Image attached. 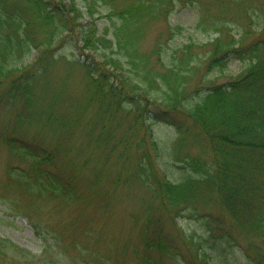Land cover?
Returning a JSON list of instances; mask_svg holds the SVG:
<instances>
[{"label":"trees","instance_id":"trees-1","mask_svg":"<svg viewBox=\"0 0 264 264\" xmlns=\"http://www.w3.org/2000/svg\"><path fill=\"white\" fill-rule=\"evenodd\" d=\"M180 1L189 0H0V86L6 81L11 84L9 94L6 86L0 88V102L12 103L16 96H24L29 104L40 100L35 89L42 78L47 80L58 60L56 47L66 39L76 42V47L81 41L91 57L89 62L67 59L71 67L81 66L86 77L72 104L74 113L43 112L55 138L62 139L59 151L66 155L59 156L70 173H57L66 178L41 169L44 161L52 165L50 153L13 136L5 129L8 125L0 133V143L4 141L13 153L31 160L33 167L31 179L13 168L4 188L23 201V206H16V214L30 220L43 240L44 252L52 253L57 261L62 257L45 234L53 229L41 222L46 212L42 203L55 200L51 202L58 206L54 219L73 205L95 202L106 213L122 187L136 185L145 191L138 197L142 209L132 217L136 223L142 218L137 240L118 248L117 256L123 253L126 257L115 261V239L103 227L78 223L74 215L54 222L61 224L55 233L60 252L70 255L71 246L81 251L71 257V264H209L205 247L210 240L227 242L226 249L239 247L245 264H264V0H220L215 14L208 12L211 4L204 3L207 12L197 25L219 36L182 45L178 56L176 48L168 53L161 36L151 49L144 50L146 25L162 15L167 17ZM227 16L232 19L223 18ZM231 22L241 27L238 39L230 35ZM253 31L262 34L247 40ZM167 34L172 38L177 30L168 27ZM195 47L206 48L204 53L198 51V59L192 57ZM33 48L37 49L34 59L17 66L15 56H27ZM232 57L250 63L237 78L198 83L202 68H227ZM44 82L47 85L49 80ZM58 96L55 93L51 103L56 104ZM89 110L93 112L82 127ZM178 114L189 119V124L179 122ZM23 120L24 115L18 117L20 124ZM158 121L177 127V148L194 130L202 139H198L199 152L173 153L172 157L170 151L164 161L166 151L153 130ZM78 128L85 129L89 142L87 152L83 147L78 150L87 157L77 164L81 156L70 157L67 150ZM60 131L64 134L59 135ZM170 162L199 174L172 180L165 171ZM83 168L91 178L86 190L80 188L78 173H74ZM212 206L221 212H213ZM187 215L203 220L205 234H188L182 228L179 220ZM11 247L19 260L8 258ZM0 259L11 264L35 262L24 249L3 238Z\"/></svg>","mask_w":264,"mask_h":264},{"label":"rangeland","instance_id":"rangeland-1","mask_svg":"<svg viewBox=\"0 0 264 264\" xmlns=\"http://www.w3.org/2000/svg\"><path fill=\"white\" fill-rule=\"evenodd\" d=\"M193 1H180L172 9V11L167 14V17L162 15L156 20L149 21L145 27L146 32H144L145 36L142 42L143 49L146 51L151 49L156 39L158 40L161 36L163 42L162 44L165 48H167L168 53L176 48L174 52H176V56H178L180 48L188 43L206 42L213 40L214 37L219 36L220 33H215L213 30H208L209 28L203 29L197 24L201 18V15L207 12L203 8V4H211L208 12L215 14L218 11L216 3H218L220 0ZM223 18H226L227 20L232 19V17L229 16ZM103 20L104 19L102 18L99 20V22ZM239 22L243 23V20L240 19ZM168 27H173L177 30V34H174L172 38H169V35L167 34ZM240 30L241 27L237 24V22L229 23V32L231 33V36L233 35L236 39H238L240 36L238 32ZM161 31H165L166 33L162 32L160 34ZM260 34L262 33L259 31H253L248 36L247 40L252 41L253 39L260 37ZM80 42L81 41H77L78 45L80 46L76 47V42L74 43L73 41L66 39L62 44L56 47L55 56H57L58 60L56 65L46 76L49 82L47 85H44V81L47 80L42 78L39 82V87L37 86L35 89L37 96L41 95V97H39L40 100H32L31 104H29V102L25 100L24 96H16V100H14L12 103L0 102V133L5 129H9L13 136L18 137L23 141L25 140L32 143L33 148H36L37 150L44 149L46 152L50 153L53 158L52 165L48 164L51 161H44L41 165V169L45 172L48 170L61 178H66L68 175L63 176L58 174L57 172H59V170L66 174L70 173V170L63 168V162L62 159H60V157L63 158L64 155H66L64 151L62 154L59 151V144L62 139H60L58 135L57 138H55L56 133H54V131L46 125L48 120L43 112L45 111L49 113L50 109H53L64 116H70L72 113H74V109H71L72 104L75 101V96L83 90L86 77L84 75V69L81 66L76 65L71 67L67 64V59L80 58L82 61H91L88 51L86 49H82ZM205 49L206 48L195 47V52L193 53L192 57L194 59H198V56H200V52L198 51L204 53ZM36 54L37 49L33 48L27 56L16 55L15 64H17V66L22 65V61H24L25 64L29 63L34 59ZM249 64L250 63L248 60L242 61L238 58L232 57L229 60L227 68L220 69L216 67L208 71L206 68H202L198 77V83L201 82L202 84L210 85L212 83L230 81L237 78L239 74L249 66ZM42 85L48 87L43 88ZM10 86L11 84L9 81H6L2 82L0 88L5 87L6 92L9 94ZM55 93H59V96L55 98V100H58L57 103L53 104L51 102L54 101L53 98ZM92 112L93 110H89L87 115L84 117V121L81 125L82 127L85 125ZM22 115H24V120L22 124H20L18 117ZM178 120L184 124H189L190 122L189 119L180 114H178ZM16 123L18 126H16ZM7 125L8 127L5 128ZM122 129L123 127L116 131L117 135L121 134ZM193 131L189 133L185 143L181 147L177 148L174 145L177 135L179 134L177 127L165 122L158 121L154 123V133L156 139L164 147L167 154V156H164V161H167L168 157H170L168 155L170 151L172 157H174L173 153L174 155L178 153L179 155L181 154L182 156H186L187 153L194 155L199 152L201 145L198 139H201V137L197 136V134ZM63 132L64 131H60L59 135L64 134ZM74 132L77 133L75 134V141L71 143L69 142V145L71 144L70 146H72V148L67 150V152L70 154V157H76V155L81 156V158H77L76 160V163L78 164L84 162L87 157L85 152H78V150L83 147L84 151L87 152L85 145L89 141L87 139L88 133H85L84 128H78V130ZM89 138L92 140L90 135ZM92 148V145H90V150H92ZM59 153L63 155V157L61 155L59 156ZM39 154L41 157L43 156L42 153ZM206 156L207 158H210L208 154H206ZM95 160L96 161H94V163L97 164L98 159ZM54 162L55 165L53 166ZM161 162H163V160ZM31 164V160H28L24 156H21L17 153H13L4 141L3 143H0V194L4 196V199L0 198V238L7 239L9 243H13L14 245L24 249L25 253H27V256L32 257L35 261L34 263H30V261H28L24 264H71V257L74 256L75 253L77 254L81 251L79 250V247L75 248L71 246L72 251L70 252V255L60 252L59 246L56 245L55 233H59L58 228L61 227V224L55 226L54 222H59L62 217L68 219L73 217V215L77 219L78 223H86L87 225H92L97 228L103 227L107 231L108 235L115 239V261L119 260V258L127 256L123 253H119L117 256L119 252L118 248L122 247L125 243H133V241L137 240L136 229L140 224L139 221L141 220L142 216H140L138 222L136 223V219H134L132 215L135 213H140L142 209L140 203L141 200L138 199V197H140L145 191L143 187L136 185L122 187L117 198L111 199L108 207L109 210L106 213H104V209H100L95 202L86 206L78 205L74 207L73 205L70 210L65 212L62 211L63 214H59L57 218L54 219L52 216L56 214L58 206L57 203L51 202L55 200L47 202L48 204L42 203L46 212H43L41 222L44 224L46 223L47 227L52 225L51 228L53 229L51 230V233H44L49 237L48 242L58 249V252L62 257L57 261L51 252L49 255L44 252L45 245H43V240L35 234V230L29 223V219L20 214H16V206L18 207L20 204L23 206V201L12 190L4 188V185L7 184L8 179L11 177L9 172H11L13 168L16 169V173L19 172L26 178L31 179L33 176V174L31 176L33 168ZM167 165L165 164V171L172 180L184 179L189 174L196 177L199 174L198 172H193L192 169L191 171L182 169L172 162L168 163ZM171 166L172 168H170ZM116 168L117 167H115V169ZM74 173H78L77 175L80 182V188L86 190L88 183L91 182L88 169L86 168L83 172L76 171L74 169ZM210 209L215 213L221 212L218 206H212ZM179 223L188 234H205L204 232L206 226L204 225L203 220L197 216L189 217V215H187L180 219ZM171 228L174 230L173 227ZM74 229L75 228L72 230ZM65 232H68V230ZM80 234L81 233L79 231V237H77V240H79L78 243H80L82 238ZM68 241L71 245H73L71 238H68ZM226 244L227 242L222 244H214L211 240L210 242L206 243L205 248L209 255V264H245V258L242 256L239 247L234 249H226ZM41 257H43V259ZM237 257L240 259L237 260ZM8 258L12 262L14 260H19L18 256L15 255L14 247L9 249ZM8 263L11 264L9 261L0 259V264ZM18 263H21V261H18Z\"/></svg>","mask_w":264,"mask_h":264}]
</instances>
